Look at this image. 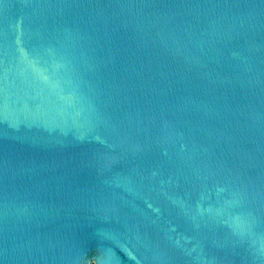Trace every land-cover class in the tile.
Segmentation results:
<instances>
[{
    "label": "water",
    "instance_id": "1",
    "mask_svg": "<svg viewBox=\"0 0 264 264\" xmlns=\"http://www.w3.org/2000/svg\"><path fill=\"white\" fill-rule=\"evenodd\" d=\"M0 264H264V0H0Z\"/></svg>",
    "mask_w": 264,
    "mask_h": 264
}]
</instances>
